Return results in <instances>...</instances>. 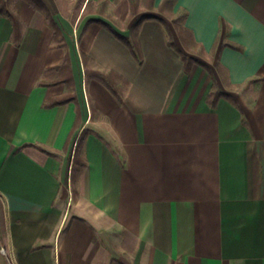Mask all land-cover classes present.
I'll return each instance as SVG.
<instances>
[{"label":"crops","instance_id":"0c3cea01","mask_svg":"<svg viewBox=\"0 0 264 264\" xmlns=\"http://www.w3.org/2000/svg\"><path fill=\"white\" fill-rule=\"evenodd\" d=\"M44 1L70 50L86 165L73 196L75 103L45 106L65 84H37L64 49L38 8L10 0L24 28L15 41L0 15V264H264V0H154L127 24L129 0H106L117 21ZM143 14L140 62L87 22L127 36ZM169 36L210 71H185ZM81 53L128 81L122 101L86 78ZM213 77L237 104H207Z\"/></svg>","mask_w":264,"mask_h":264},{"label":"trees","instance_id":"16d2710c","mask_svg":"<svg viewBox=\"0 0 264 264\" xmlns=\"http://www.w3.org/2000/svg\"><path fill=\"white\" fill-rule=\"evenodd\" d=\"M32 6L38 8L45 16L47 23L49 26L53 29V42L55 45H58L64 49V55L61 63L50 69H46L43 71L42 75L37 81L38 85H53L59 82H62L65 84V92L58 95L53 96L49 101H47L44 105L45 106H53L56 104H62L69 101H73L75 103L76 108V117L75 122L72 125L69 138L67 140V143L65 145V149L68 148V145L73 142V139L77 137L76 144L74 147L73 152V159L71 164V191L72 195L74 196L77 191V183L78 180L83 173V170L85 168V160L83 159L81 155V150L84 143V138L87 134V130L83 128L79 135L76 136L77 131L81 128L82 125V116H83V109L82 104L79 102L75 82L73 78L72 73V66H71V56H70V50L67 44V41L65 39V36L57 24V22L54 20L51 9L49 5L44 0H25ZM78 4H82L85 2V6L83 8L81 16L87 15L89 13H96L98 15H103L108 18L114 19L111 14V11L107 8V1L106 0H97V1H91V0H76ZM175 0H161L156 9L158 10H170L174 4ZM154 0H129L130 5V12L129 16L127 17L125 23L127 24L135 15H137L140 11L154 8ZM10 0H0V15L7 16L11 23H12V35L15 36V41H18L23 33V23L19 17V15L10 7ZM148 17V15L143 14L136 18V20L132 23L130 27L129 34L127 36H124L117 32L114 28L110 27L107 23L102 21L99 17L97 18H91L87 22L91 21H101L105 25L109 27V29L113 32L115 36H117L129 49L130 51L136 56L137 60L140 62L142 60V55L140 51L139 41H138V28L139 24L142 19ZM174 27L180 37H183L185 39L184 31L186 30L183 23L180 22V20L177 18L173 21ZM190 42V39H189ZM168 43L171 45L177 52L180 54V57L183 61V69L185 71H188L191 66L194 63H200L202 64L207 70L210 71V68L208 65L204 64L199 58L186 54L182 51H180L172 39L168 38ZM195 44L196 42L193 41ZM185 44L188 45V42L185 41ZM197 45V43L195 44ZM199 47V46H198ZM200 48V47H199ZM198 48V52L204 53L203 48ZM188 51H192L190 49H187ZM193 53H195L193 51ZM207 56V55H206ZM84 73L86 78L89 76H96L98 77L104 85L113 93V95L120 101H122L125 92L128 87V81L121 77L117 72L111 70V69H105V68H96L95 62L85 53H81ZM207 58H209L207 56ZM220 65L217 62L216 69L219 73V76L221 77V80L224 84L228 86L229 89H237L236 85H233L228 82L226 76L220 69ZM259 80H254V83H257ZM220 98H226L229 99L233 104H237L235 99L231 94L224 91L219 84L216 82L215 78H212V84L211 87L206 95V102L209 106L214 107L218 100ZM89 100V99H88ZM89 107L92 112L93 107L91 106V103L89 102ZM91 118V117H90Z\"/></svg>","mask_w":264,"mask_h":264},{"label":"rangeland","instance_id":"374dc122","mask_svg":"<svg viewBox=\"0 0 264 264\" xmlns=\"http://www.w3.org/2000/svg\"><path fill=\"white\" fill-rule=\"evenodd\" d=\"M63 3H64V5H65V4H67V5H68V3H67V2H64V1H63ZM56 4H57V3H56ZM58 6H59V4H58Z\"/></svg>","mask_w":264,"mask_h":264},{"label":"built area","instance_id":"2783aa9c","mask_svg":"<svg viewBox=\"0 0 264 264\" xmlns=\"http://www.w3.org/2000/svg\"><path fill=\"white\" fill-rule=\"evenodd\" d=\"M3 250V249H2Z\"/></svg>","mask_w":264,"mask_h":264}]
</instances>
